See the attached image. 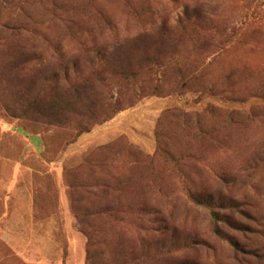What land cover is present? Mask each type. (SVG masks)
<instances>
[{"label":"rangeland","instance_id":"374dc122","mask_svg":"<svg viewBox=\"0 0 264 264\" xmlns=\"http://www.w3.org/2000/svg\"><path fill=\"white\" fill-rule=\"evenodd\" d=\"M0 163V264H264V0H0Z\"/></svg>","mask_w":264,"mask_h":264},{"label":"crops","instance_id":"0c3cea01","mask_svg":"<svg viewBox=\"0 0 264 264\" xmlns=\"http://www.w3.org/2000/svg\"><path fill=\"white\" fill-rule=\"evenodd\" d=\"M22 136L24 138L25 146H27V148L33 147L34 145H39V144H34V142L29 136L24 135V134H22ZM38 138L40 139V137ZM2 164L3 166L5 165L10 166V170H9L10 174L7 179V182L6 183L4 181L2 182V185H1L2 190H4L7 194L13 191L21 192L23 189L25 190L26 193H28L29 190L30 191L32 190L33 183L32 182L30 183L28 180H25V182L27 183H25L23 186H18L22 178V175H21L22 173H24V176L26 177L27 172L29 170V173L31 176V172H30L31 169L28 168L29 164L27 162L21 159L13 158V159H3ZM2 164L0 163V166H2ZM32 212H33V208L30 205L27 213L31 214Z\"/></svg>","mask_w":264,"mask_h":264},{"label":"trees","instance_id":"16d2710c","mask_svg":"<svg viewBox=\"0 0 264 264\" xmlns=\"http://www.w3.org/2000/svg\"><path fill=\"white\" fill-rule=\"evenodd\" d=\"M67 81H68V83L71 85V81H69L68 79H67ZM72 87H73V86H72ZM211 212H212V215L216 218L215 213H214L213 211H211ZM215 232H219V231L216 229ZM232 245H233L234 247H236L235 243H232Z\"/></svg>","mask_w":264,"mask_h":264}]
</instances>
